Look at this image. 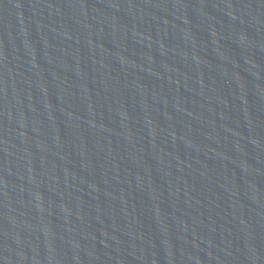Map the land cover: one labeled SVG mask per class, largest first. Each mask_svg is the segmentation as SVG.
I'll list each match as a JSON object with an SVG mask.
<instances>
[{
	"label": "water",
	"instance_id": "obj_1",
	"mask_svg": "<svg viewBox=\"0 0 264 264\" xmlns=\"http://www.w3.org/2000/svg\"><path fill=\"white\" fill-rule=\"evenodd\" d=\"M0 264H264V0H0Z\"/></svg>",
	"mask_w": 264,
	"mask_h": 264
}]
</instances>
